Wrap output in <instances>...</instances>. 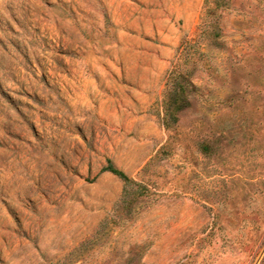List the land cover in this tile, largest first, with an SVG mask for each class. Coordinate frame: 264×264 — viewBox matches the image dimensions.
I'll list each match as a JSON object with an SVG mask.
<instances>
[{"label":"rangeland","instance_id":"1","mask_svg":"<svg viewBox=\"0 0 264 264\" xmlns=\"http://www.w3.org/2000/svg\"><path fill=\"white\" fill-rule=\"evenodd\" d=\"M263 258L264 0H0V264Z\"/></svg>","mask_w":264,"mask_h":264},{"label":"trees","instance_id":"2","mask_svg":"<svg viewBox=\"0 0 264 264\" xmlns=\"http://www.w3.org/2000/svg\"><path fill=\"white\" fill-rule=\"evenodd\" d=\"M101 171H109V172H112V173L120 176L126 183L129 182V178L127 177V175L124 174L122 171L118 170L117 168H115L110 161H108V164L106 166H104L101 169ZM261 264H264V258H263Z\"/></svg>","mask_w":264,"mask_h":264}]
</instances>
